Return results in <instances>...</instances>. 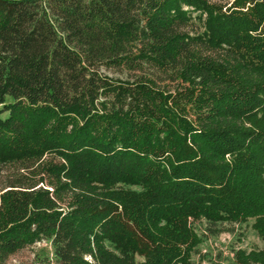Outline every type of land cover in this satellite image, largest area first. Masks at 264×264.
I'll list each match as a JSON object with an SVG mask.
<instances>
[{
  "label": "trees",
  "instance_id": "obj_1",
  "mask_svg": "<svg viewBox=\"0 0 264 264\" xmlns=\"http://www.w3.org/2000/svg\"><path fill=\"white\" fill-rule=\"evenodd\" d=\"M249 220L264 243V0H0V264H264L202 251Z\"/></svg>",
  "mask_w": 264,
  "mask_h": 264
},
{
  "label": "rangeland",
  "instance_id": "obj_2",
  "mask_svg": "<svg viewBox=\"0 0 264 264\" xmlns=\"http://www.w3.org/2000/svg\"><path fill=\"white\" fill-rule=\"evenodd\" d=\"M212 2H217L220 5H229L234 0H211ZM249 3H246L248 5ZM251 220L243 224V231L241 237L236 238L235 235L228 231H223L219 233L216 237H208L207 241L201 246L202 251H204L207 246L212 249L215 254L218 251L222 255L228 254L229 244L232 243L237 247L246 248L247 250L253 248H262L264 243L255 234L250 226ZM52 249L47 241H39L32 245L26 246L16 253L12 254L7 258L4 264H42L44 257L51 256ZM194 259H197V254L193 255ZM204 263V262H203Z\"/></svg>",
  "mask_w": 264,
  "mask_h": 264
}]
</instances>
